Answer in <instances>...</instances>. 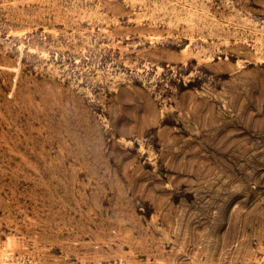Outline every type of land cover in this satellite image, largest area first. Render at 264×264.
I'll list each match as a JSON object with an SVG mask.
<instances>
[{
	"label": "rangeland",
	"instance_id": "rangeland-1",
	"mask_svg": "<svg viewBox=\"0 0 264 264\" xmlns=\"http://www.w3.org/2000/svg\"><path fill=\"white\" fill-rule=\"evenodd\" d=\"M0 264H264V0H0Z\"/></svg>",
	"mask_w": 264,
	"mask_h": 264
}]
</instances>
